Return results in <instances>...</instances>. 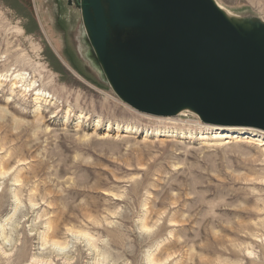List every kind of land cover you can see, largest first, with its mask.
I'll return each instance as SVG.
<instances>
[{"label": "rangeland", "instance_id": "rangeland-1", "mask_svg": "<svg viewBox=\"0 0 264 264\" xmlns=\"http://www.w3.org/2000/svg\"><path fill=\"white\" fill-rule=\"evenodd\" d=\"M216 1L264 23V0ZM82 2L0 0V264H264V133L124 103Z\"/></svg>", "mask_w": 264, "mask_h": 264}, {"label": "water", "instance_id": "water-1", "mask_svg": "<svg viewBox=\"0 0 264 264\" xmlns=\"http://www.w3.org/2000/svg\"><path fill=\"white\" fill-rule=\"evenodd\" d=\"M104 3L116 24L132 33L116 56ZM81 8L109 85L131 108L174 117L190 107L210 128L264 133V49L212 3L83 0Z\"/></svg>", "mask_w": 264, "mask_h": 264}, {"label": "bare ground", "instance_id": "bare-ground-1", "mask_svg": "<svg viewBox=\"0 0 264 264\" xmlns=\"http://www.w3.org/2000/svg\"><path fill=\"white\" fill-rule=\"evenodd\" d=\"M207 1L212 3V7H214L219 13H221L227 22L231 23L234 27H236L244 37L253 39L254 41H256L258 43L259 46H262V48L264 49V23H254V22H248V21H244V20H240V23H238L236 21V18L229 11L222 8L216 0H207ZM121 2H122V0H118V3H120V6H121ZM104 13H105L106 23H107V40H108L109 49H110L111 54L116 56L117 49H118L119 45L121 44V42H125V41L127 42L129 39H131L132 33L130 30L124 29V28H122L116 24V22L114 21V18L112 16L111 12L109 11L106 3H104ZM83 20H84V17H83ZM83 22L85 25V20ZM120 30H121V32H120ZM89 40H90V44L92 46L93 54L95 56L94 59L100 65V68L103 70L104 76H105L106 80L108 81L106 73H105L104 68H103V65H102V63H101V61H100V59H99V57L95 51L92 39L90 37H89ZM112 58L114 59L113 56H112ZM114 61H115V59H114ZM116 64L118 66L122 67V65L117 60H116ZM23 75L25 77V74H23ZM17 77L21 78L22 76L19 75ZM22 80H25V79L22 77ZM22 80H21V83H22ZM35 83L36 82H34L33 84H35ZM108 83H109V81H108ZM13 87H14V89H18V84L14 83ZM45 95H46V93H44L43 90L38 89L37 93H36V100L40 101L42 99V97H44ZM182 112H190V113L194 112L200 118L199 114L190 107L183 108L175 116H177L179 113H182ZM144 115H146L148 117L151 116V115H147V114H144ZM152 118L156 119V120H162L163 119V120H169V121H171L173 119V118H169V117H155V116H152ZM198 123H199L198 124L199 126L201 125L205 129L203 132H201V137L202 138L208 137L210 140H215V141H223V142L224 141L228 142L230 140L236 141V142H239L241 140L250 141V140L258 139L257 137H259L260 134H263V132L247 131V130H241V129L240 130H225V129L210 128V127L204 125V123H200V122H198ZM118 128H119V126H118ZM153 133L160 135L161 137H165V136L169 135V129H157V130H154ZM180 136L185 137L186 136L185 132H181Z\"/></svg>", "mask_w": 264, "mask_h": 264}]
</instances>
